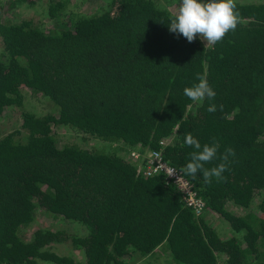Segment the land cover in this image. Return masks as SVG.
<instances>
[{
	"label": "trees",
	"instance_id": "1",
	"mask_svg": "<svg viewBox=\"0 0 264 264\" xmlns=\"http://www.w3.org/2000/svg\"><path fill=\"white\" fill-rule=\"evenodd\" d=\"M70 1L46 0L48 30L0 4V119L21 108L19 127L0 136V264H146L156 252L158 264H264V0H235L239 23L215 45L169 31L179 0H81L97 4L87 13L67 11ZM198 75L214 99L184 96ZM23 90L50 110L24 109ZM59 126L111 147L58 145ZM187 133L219 145L205 168L226 148L235 153L224 180L186 175L204 200L199 217L162 173L143 176L125 158L159 151L182 169L195 150ZM39 214L84 232L36 227ZM66 240L81 260L52 249Z\"/></svg>",
	"mask_w": 264,
	"mask_h": 264
},
{
	"label": "clouds",
	"instance_id": "2",
	"mask_svg": "<svg viewBox=\"0 0 264 264\" xmlns=\"http://www.w3.org/2000/svg\"><path fill=\"white\" fill-rule=\"evenodd\" d=\"M239 23V15L236 12L235 0H179L177 9L170 17L168 27L172 33L183 36L189 43L193 42L197 35L207 45H215L221 41L229 31H234ZM199 81L191 87L183 89V94L192 101H203L205 98L214 99L215 92L208 84L205 77L198 75ZM222 110V105L220 106ZM216 105L212 104L207 111L215 112ZM184 144L194 148L190 153V162L181 172L185 175L196 177L202 173L205 184L211 183L213 177L217 181L226 179L222 174L228 170V160L234 156L232 148H226L219 156L222 161L218 166L205 168L204 165L217 158L219 145L213 141L211 146L195 139L191 133L185 134Z\"/></svg>",
	"mask_w": 264,
	"mask_h": 264
},
{
	"label": "rangeland",
	"instance_id": "3",
	"mask_svg": "<svg viewBox=\"0 0 264 264\" xmlns=\"http://www.w3.org/2000/svg\"><path fill=\"white\" fill-rule=\"evenodd\" d=\"M242 3L248 2H256L258 0H236ZM10 0H0V4L3 6L4 12L8 10V17L12 20H22L29 19L32 20L35 24L40 25L45 30L54 29L55 23L53 19H51L47 12L46 0L37 1L33 5H20L13 8L9 7ZM97 4H92L87 1L81 0H71L69 4H67V11L73 12H82L87 13L90 11H94ZM6 9V10H5ZM200 37L199 35H197ZM24 99H23V108L36 114V115H44L50 109L48 103L41 97H36L30 93L29 90H23ZM21 122V108L12 107L8 108L6 114L0 119V136L10 132L19 127ZM56 141L58 145L62 144H75L83 148L87 149H110V145L107 142H102L99 139L86 137L82 133H79L76 130L70 129L66 126H59L56 128ZM258 198H256L254 204ZM229 209L234 213L241 214L242 209L236 206H230ZM210 223L215 227L216 231L221 237L230 236V231L227 228L224 221L217 215L211 214ZM36 227L41 228H54V229H65L71 234L81 235L84 232L83 227L81 225H77L74 222L62 221V220H54L52 218H47L46 216L39 214L36 218V222L34 224ZM58 254L71 255L75 259L81 260L83 258V253L79 250H74L71 246V241H61L54 244L52 248ZM165 259L163 254L161 255L159 252L154 253L153 255L145 256L139 260V263L146 264H158Z\"/></svg>",
	"mask_w": 264,
	"mask_h": 264
},
{
	"label": "built area",
	"instance_id": "4",
	"mask_svg": "<svg viewBox=\"0 0 264 264\" xmlns=\"http://www.w3.org/2000/svg\"><path fill=\"white\" fill-rule=\"evenodd\" d=\"M125 158L137 164V172L143 176L162 173L167 182L173 184L181 194L183 203L190 207L199 217L205 212L204 200L199 196L194 184L181 172V169L168 164L159 151H144L132 149Z\"/></svg>",
	"mask_w": 264,
	"mask_h": 264
}]
</instances>
